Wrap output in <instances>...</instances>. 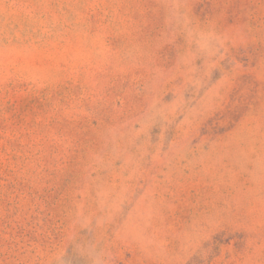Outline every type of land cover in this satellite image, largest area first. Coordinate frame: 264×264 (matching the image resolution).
<instances>
[{
	"label": "rangeland",
	"instance_id": "obj_1",
	"mask_svg": "<svg viewBox=\"0 0 264 264\" xmlns=\"http://www.w3.org/2000/svg\"><path fill=\"white\" fill-rule=\"evenodd\" d=\"M0 264H264V0H0Z\"/></svg>",
	"mask_w": 264,
	"mask_h": 264
}]
</instances>
